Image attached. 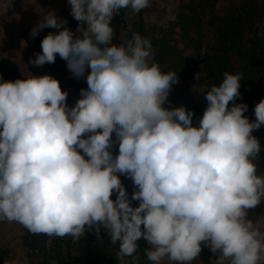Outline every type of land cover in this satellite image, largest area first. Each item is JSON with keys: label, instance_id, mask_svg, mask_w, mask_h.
I'll list each match as a JSON object with an SVG mask.
<instances>
[{"label": "clouds", "instance_id": "1", "mask_svg": "<svg viewBox=\"0 0 264 264\" xmlns=\"http://www.w3.org/2000/svg\"><path fill=\"white\" fill-rule=\"evenodd\" d=\"M67 3L75 33L48 10L31 36L62 30L46 35L29 63L52 64L58 54L77 79L90 69L87 90L69 108L50 75L0 83V220L61 238L91 229L99 239L103 229L110 244L119 241L118 264H139L141 238L151 264H192L202 243L218 255L215 264H259L264 232L248 210L264 200V176L253 163L261 146L252 135L264 125V99L250 122L247 104L235 103L242 74L225 72L219 86L199 90L208 106L193 127L192 111L163 107L178 77L149 63L150 41L134 33L111 43L114 16L139 13L150 0ZM118 173L133 181L137 207Z\"/></svg>", "mask_w": 264, "mask_h": 264}, {"label": "trees", "instance_id": "2", "mask_svg": "<svg viewBox=\"0 0 264 264\" xmlns=\"http://www.w3.org/2000/svg\"><path fill=\"white\" fill-rule=\"evenodd\" d=\"M131 9H121L111 21L114 30L112 44L121 45L139 34L151 43V59L164 73L176 72L178 83L173 84L163 107L167 109L184 106L193 112L192 126L199 127V120L207 108V101L199 90L219 86L224 73L242 74L240 97L236 104H247L244 115L250 122L255 121L254 107L264 99V0H184L181 11L160 31L154 34L140 30L131 32L126 26L127 14ZM70 5L62 11L64 27L75 33L78 23L70 15ZM62 29H59V31ZM79 35V34H77ZM8 53L0 41V83L15 81L17 74L8 68ZM85 76L77 79L67 69L66 61L57 54L55 62L37 66L35 76L50 75L59 81L62 91L68 93L66 104L75 106L81 98V89L87 90ZM199 76V79L197 78ZM231 106V102L230 105ZM261 146L257 159L253 161L257 174L264 176V125L254 130ZM86 138V137H85ZM116 140L115 133L111 136ZM81 155L82 150L78 149ZM115 158L118 142L110 149ZM87 160V156H84ZM128 193L132 207L139 202L132 201L131 195L137 189L131 178L117 174ZM113 201L115 197L111 198ZM248 219L264 232V200L248 210ZM17 242L22 252L23 264H75L77 256L81 264H118L116 252L119 241L110 244L107 233L102 229L99 239L94 230H86L83 237L74 239L46 234H31L19 225ZM138 245L139 264H151L145 250L150 249L147 241L140 239ZM8 247L0 244V264H13ZM218 255L201 244V252L192 264H215ZM225 264H229L225 261ZM259 264H264V254Z\"/></svg>", "mask_w": 264, "mask_h": 264}, {"label": "rangeland", "instance_id": "3", "mask_svg": "<svg viewBox=\"0 0 264 264\" xmlns=\"http://www.w3.org/2000/svg\"><path fill=\"white\" fill-rule=\"evenodd\" d=\"M184 0H150V6L127 14L126 26L131 32L137 30L154 34L160 32L176 13L181 11ZM239 2L240 0H236ZM69 6L67 0H0V41L8 53V68L18 79L35 76L37 66L29 63L42 53L41 41L49 33L58 34L59 29L45 28L33 38L31 30L48 10L55 11L61 19L62 11ZM115 197V193L110 197ZM19 225L16 222L0 220V244L8 247L13 264H23L22 252L17 242ZM149 245V244H148ZM150 249H151V245ZM75 264H81L74 256ZM163 264H168L164 261Z\"/></svg>", "mask_w": 264, "mask_h": 264}]
</instances>
